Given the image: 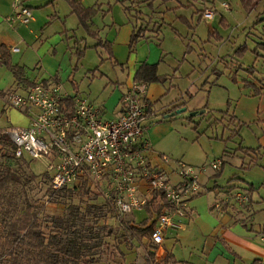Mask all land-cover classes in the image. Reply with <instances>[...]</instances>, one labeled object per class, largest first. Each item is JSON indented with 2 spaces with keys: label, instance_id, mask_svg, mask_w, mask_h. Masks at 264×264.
I'll use <instances>...</instances> for the list:
<instances>
[{
  "label": "rangeland",
  "instance_id": "374dc122",
  "mask_svg": "<svg viewBox=\"0 0 264 264\" xmlns=\"http://www.w3.org/2000/svg\"><path fill=\"white\" fill-rule=\"evenodd\" d=\"M50 1L53 3L45 6L47 10L33 8V12L40 11V17L49 13L48 19L44 21L42 29H35L36 38L30 33L27 37L30 41L20 46L22 52L16 53L15 58H23L33 70L37 61L34 63L35 56L32 51H37L41 42L51 40L55 44L52 48L57 47L61 56L67 49V58H64L65 55L63 57L65 61L61 58L64 67L70 63L68 55L76 51V48L69 50L70 47L72 49L75 44L78 48L83 47L85 51L83 55H79L80 58L75 52L70 55L73 57V69L78 65L75 78L80 83L79 88L83 94L97 103H105L109 115L117 105L121 93L128 88L134 77L132 60L143 58L142 60L147 59L149 62H159V73L170 76V79L164 82L165 86L159 82L162 91L172 89V92L166 98L162 97L156 105L157 109L161 111L167 101L178 99L185 102L181 108L185 107L186 111L170 118L173 130L165 137L162 149L158 151L184 162L194 171L206 167L200 175L202 191L206 189L205 183L212 191L204 196L199 195L201 191L194 197L201 213L206 209L210 214L208 199L212 202L216 198L217 191L213 188L218 187L217 184L225 187L229 183L244 187L254 184L252 198L256 212L248 222L255 226V230L264 226V0L250 11L242 6L241 0H216V6L213 4L214 0H182L183 3L190 2L187 9L158 0L155 5L167 6L170 15L176 16L172 22L173 26L169 23L162 24V13L154 12L152 8L155 0H152V7L142 8L144 16L140 18L134 16V9L140 7L132 6L134 9L130 13L127 11L130 0H81L83 6L97 9V14L93 17H96L94 27L91 28V22L88 23L89 27L99 34L103 43L109 40L113 42L109 41L113 44L112 47H116L115 56H110L103 45L97 46L98 40L80 23L68 0H26V3L34 6L39 2L45 5ZM223 2H228L230 8H223ZM2 3L3 0H0V10H3ZM13 3L15 4V0H12ZM194 9L200 10L199 13L195 11L194 14ZM208 10L214 11L215 16L207 21L198 23L196 19H190L189 23H185L177 19L178 13H184L188 17L194 14L203 19ZM52 14L58 17L53 18ZM221 16H226V21L221 22ZM128 22L136 28L143 25L152 30L156 26V32L153 34L157 35L159 40L153 37L152 41L139 43L136 50L131 52L127 43L129 35L125 31L129 29ZM103 27L106 28L102 30ZM120 27L123 30L116 42ZM110 32L111 37L107 40ZM123 36H126L125 41L121 40ZM50 53L53 54L52 51ZM5 69H0V132L22 127L27 120L23 112L9 105V97L15 93L11 87L14 77ZM36 71L38 72V69ZM247 83H255L258 88L261 87L263 95L256 94L255 86ZM18 91L22 93L23 88ZM240 146L245 148L239 149ZM7 147L0 144V162L6 161L2 154L8 150ZM247 147L256 148V154L247 153ZM25 159L27 162L18 160V163L12 161L11 164L27 176L36 174L39 178L41 174L48 172L49 162L46 158L35 159L26 155ZM219 161L222 162L220 169H213V163ZM38 178L28 185L12 186L7 192L0 194V204L9 210L11 215L18 216L23 214L25 202L28 201L39 207L40 217H44L67 215L71 205L79 206L82 213L87 205L94 201L90 199L92 195L84 191H77L79 194L61 200H52L47 194L48 184L40 182ZM248 193L250 194L249 190ZM101 201L102 197L99 199V202ZM232 202L236 203L233 200ZM251 202L250 197L246 202H242L243 208L248 210ZM219 204L220 208L215 209L217 208L216 212L221 216L226 206L222 202ZM210 215L214 220L215 215ZM76 218L79 219L80 226L82 221L79 215ZM121 219L108 216L107 223L114 228L115 234L105 238L108 244L101 248L99 257L95 256L100 259L96 264H175L171 259H166V248L165 253L159 257L150 254L154 249L152 241L145 238L140 241L131 232L124 231ZM85 220L91 225L94 222L102 225L104 222V219L99 220L93 217V214ZM212 224L213 222L206 220L199 228L209 233ZM45 231L49 233V229ZM123 234L126 235L122 236ZM168 234L165 239L171 238ZM259 237L260 234L258 239H252L260 243ZM191 240L198 244L201 238L199 235H193ZM165 244L170 245L168 247L172 248L178 259L200 262L201 257L196 245L189 247L178 244L173 247L171 240H166ZM261 246L264 247L262 244Z\"/></svg>",
  "mask_w": 264,
  "mask_h": 264
},
{
  "label": "built area",
  "instance_id": "2783aa9c",
  "mask_svg": "<svg viewBox=\"0 0 264 264\" xmlns=\"http://www.w3.org/2000/svg\"><path fill=\"white\" fill-rule=\"evenodd\" d=\"M224 6L229 8L228 3ZM214 16L212 10L204 13L206 20ZM7 20L28 25L33 10L16 0ZM147 87V83L133 79L120 98L117 116L107 117L103 106L81 94L70 95L61 83L35 82L22 93H12L8 100L10 107L28 117V126L6 133L17 158L28 155L48 160L53 188L92 186L119 218L136 212L147 214L154 192L162 190L175 209H164L151 217L155 223L151 240L159 257L165 253L166 235L180 226L191 199L202 191L200 175L206 167L194 171L176 160L175 180L161 164H171L170 156L159 154V161H152L154 149L145 126L150 102ZM150 114L155 115V111ZM221 164L215 162L212 168L220 169ZM234 198L238 203L249 199L241 192Z\"/></svg>",
  "mask_w": 264,
  "mask_h": 264
},
{
  "label": "trees",
  "instance_id": "16d2710c",
  "mask_svg": "<svg viewBox=\"0 0 264 264\" xmlns=\"http://www.w3.org/2000/svg\"><path fill=\"white\" fill-rule=\"evenodd\" d=\"M72 7V12L76 13L79 17L81 24L86 27L91 36H94L98 40L97 46L103 45L109 51L110 56H114L112 44L109 41L103 43L99 34L94 32L89 27V22L97 14L95 7L83 6L80 0H68ZM124 1V0H122ZM127 1V0H126ZM165 3L169 1L178 2V6L182 9H187L190 2L183 3L182 0H162ZM262 0H241L242 6L249 11L254 9ZM131 4L128 5V12L130 13L134 8L132 6L140 7L141 5H147L152 7V0H130ZM195 5V3L192 2ZM29 6V5H28ZM127 9V7H126ZM197 9V8H196ZM196 9L193 10L194 14ZM134 16L140 18L144 16V11L141 9H134ZM178 9H176L177 11ZM202 10V9H201ZM197 10L196 13H199ZM194 14L190 17L184 13H178L177 19L185 23H189L190 19L193 20ZM147 19V17H144ZM200 16L196 19L198 22ZM226 21L224 17L221 18V22ZM173 26V24H170ZM155 27L151 30L147 26L146 28L141 25L134 29L130 42L129 49L131 52L135 51L137 45L142 39L150 37L146 33L156 32ZM177 32V31H176ZM78 42V40L76 41ZM111 44V45H110ZM264 44V43H262ZM73 48H76L75 53L83 55L85 49L78 48L75 44ZM80 58V57H79ZM0 64L5 65L18 80H24L25 69L24 66L18 64H12L10 59V52L5 45H0ZM251 67H249L250 69ZM78 69V65H75L74 70ZM216 72V70H215ZM220 71H218L219 73ZM134 79L145 83L152 82H166L170 79L168 74L159 73V63L142 62L138 66L135 72ZM28 85L34 83L28 82ZM255 86L256 94H262V88H258L255 83H247ZM172 108L166 111L171 113L182 106L185 102H173ZM153 111L152 103L149 102V107L146 110L147 113ZM176 116V115H175ZM175 116H171L173 118ZM0 144H5L8 150L3 152V156L6 161L0 162V194L7 192L12 186L28 185L32 180H36L38 176L31 174L29 176L21 172L20 169L15 168L12 161H26L25 158H17L14 154V143L10 139L6 132H0ZM245 147L240 146L239 149ZM247 153H256V148L247 147ZM24 173V175L20 174ZM40 182L48 184L47 194L52 200H61L68 196H75L79 194V191H84L87 194H91V200L93 203L87 205L86 210L80 213V207L71 205L70 212L65 215H52L40 217L39 207L34 206L32 203L26 201L24 212L21 215L13 216L10 211L6 209L3 204H0V226L2 231L0 232V264H96L99 263V256L102 253V249L108 243L105 238L115 234L114 228L107 223L109 215L116 216L115 210L104 200L99 202L101 197L94 187L84 184L75 188H61L55 189L51 184V176L49 173H43L38 178ZM78 191V192H77ZM160 197V198H159ZM97 201V202H96ZM221 206V204H217ZM216 205V206H217ZM35 209V210H34ZM164 209L174 211V206L165 197L162 190H156L153 198L148 202L146 209L147 216L144 219H137L135 214H129L124 218H120L123 225V230L131 232L132 235L140 241L142 239L151 240L152 233L155 229V223L151 221L153 213L160 214ZM101 220L104 219L102 225H98L94 222L92 225L87 223L85 218L89 215ZM79 215L82 223L78 225ZM105 217V218H104ZM49 229V233L45 230ZM117 234V233H116ZM123 234L122 236H125ZM143 241V240H142ZM152 241V240H151ZM152 243V242H151ZM152 245H154L152 243ZM155 248V246H154ZM150 254H155L154 249L150 251ZM98 256V257H95ZM165 257L167 260L171 259L175 264H188L186 261L175 259L172 253L166 252ZM162 258V257H161ZM163 259V258H162ZM251 264H264L261 259H255Z\"/></svg>",
  "mask_w": 264,
  "mask_h": 264
},
{
  "label": "crops",
  "instance_id": "0c3cea01",
  "mask_svg": "<svg viewBox=\"0 0 264 264\" xmlns=\"http://www.w3.org/2000/svg\"><path fill=\"white\" fill-rule=\"evenodd\" d=\"M22 1L26 3V0H22ZM157 1L158 0L154 1V6L152 7L154 9V12L162 13L161 17L164 18L162 24L164 23L171 24L175 20L176 16L173 17L172 15H170L168 11L169 8L167 6L164 7L163 5L162 6L155 5V2ZM213 2H214L213 4L216 6V0H214ZM51 3L53 2L50 1L44 5L43 3L39 2V4H34V6L29 5L27 3L26 4L29 5V7H31L32 10L35 7V8L41 9L40 11H42V10H47L45 6L50 5ZM167 3H170V4L173 3L174 6L178 7V2L169 1ZM224 3H228V2H223L222 7L225 9H229L230 5H229V8H226L224 6ZM2 4H3V10H0V45H5L7 49L9 50L10 59H11L12 64H18V65L24 66V69H25V77H24L25 81H23V80H18L5 65L0 64V69H5L6 67L5 70L8 69L14 77V80L11 86L13 87L12 90H15V92H19L18 89L23 88V92L26 91V89L30 87L27 81L31 83H35V82H45L48 84L61 83L64 86L65 90L70 95L73 96L76 94H81L89 98V96L83 94L80 91V88H79L80 83L75 78L76 70L73 69V65H72L73 57L72 56L70 57L71 53L73 54L75 51L71 52L70 55H68L70 63L69 65L67 64L64 67H63L62 61L64 58H67L66 57L67 49L64 51L63 56H61L57 47L52 48L53 45L55 44H53L51 40L41 42L39 47L37 48V51L36 50L32 51V53L35 56L34 63L37 61L36 66L33 68V70H31L30 64L28 62H25L22 60L23 58L20 57L19 60L18 58L17 59L15 58L16 53L22 52L20 46L21 45L23 46L25 43L28 44V42L30 41L27 38L30 35V33L31 35H33L34 38H36V35L34 36L35 29H38V28L42 29V25L44 21L48 19L49 13H47L48 15L40 17L38 15L40 11L33 12V20L28 25H24V27L21 28L20 26H22V24H17V23L11 24L7 20V17L12 13L13 8H14L13 6L14 3L12 4V0H10L9 2L6 0H3ZM144 6L147 7V5H141L139 9H142ZM51 16L53 18L58 17V15L56 14H52ZM222 17L224 16H221V18ZM95 18L90 21L91 28L94 27ZM197 18L198 17L194 15L193 20ZM224 18L227 19L226 16ZM200 21H207L204 18V15H203V19L201 18L198 21V23ZM128 24H129L128 25L129 29H125V31H127V34L129 35L128 42H127L129 44L130 38L135 29V26L133 24H130V22H128ZM105 28L106 27H103L101 29L103 30ZM110 28L112 29V27ZM122 30H123L122 27H120L119 31H117L116 42L118 41V37L122 33ZM114 31H111V32L114 33ZM111 32L109 33V36L106 37L107 40H109V38L111 37ZM153 33L154 32L146 33L148 36H150L148 40L142 39L139 43L152 41L153 37L159 40V37L157 35H154ZM123 39L125 41L126 36H123L121 38L122 41ZM33 43L36 44L35 42ZM14 47H18L19 51H14L13 50ZM112 49H113V54L115 56L116 47L114 46L112 47ZM69 50H74V49H71L70 47ZM50 51H52L53 54H51ZM38 58H40L39 61H38ZM142 59L143 58L135 59L134 61L132 60V67H133V72H134L133 76H135L136 69L138 68L140 63L142 62L157 63V62H149L147 59L145 60H142ZM36 69H38V72L36 71ZM133 79L134 77L132 78V80ZM163 85L165 86V83H163ZM147 86H148L147 87L148 96L152 103V108L155 111V115H151L149 112L146 117V120H145V126L147 127L146 136L149 138L152 144V147L154 149V153L151 155L152 161L158 162L159 154H164L163 152H159L158 149H162L163 140L173 130V127L171 126L170 117L166 118V114H169V113H166V111L172 108L171 103L183 102V101H180L178 99L169 100L163 105V108L161 109V111H159L156 106L157 103H159L162 97L166 98L167 95L169 96L172 92V89L166 92H163L162 86L160 85L159 82L147 83ZM125 90L126 89L123 90V92L121 93V96ZM89 99L92 100L91 98ZM92 101L96 102L95 100H92ZM119 103H120V99L117 105L115 106V108L110 112V115H109V112L104 102L98 103V104H100L101 106L105 108V113L107 117H115L117 116L120 110ZM26 119L27 120L24 122L22 127L28 126L29 119L27 116H26ZM175 161L176 160L173 159V162L171 164H164L163 162H161V164L165 166L166 170L170 172L171 176H173V179L176 180L177 178L175 174L176 173ZM172 165H174V167H172ZM205 184H206L205 185L206 189L203 190L199 195L203 194L204 196L205 194H208L210 191H212V188L207 183ZM216 186L218 187L213 188L215 189V191H217V193L215 194L216 198L212 200V202H210V200L208 199V209L210 211V214H212L213 216L215 215L214 220H213V217L207 213L206 209H203V213L198 211V203L197 201H194L195 199L193 197L191 201H193L194 203H191L190 201L191 206L189 203V209H188L187 216L181 219L180 226L178 228L173 229L168 234L169 235L168 237L171 236V238L165 239V242L166 240H171L173 242V247L175 245L177 246L178 244H185V245H188L189 247L192 244L196 245V247H198L197 252L200 254V257H201L200 262L193 263L185 259L183 260L178 259L175 256L172 248L168 247L170 245L166 246V244L164 243L166 250H168L169 253H172L175 259L186 261L188 264H251L257 258L264 261V247L261 246V244L264 246V241H263L264 226L260 227L259 230H255V226L252 223L248 222L249 218L253 217V215L256 212L253 208V198H252V191L255 188V185L252 184V185H249V187L248 186L244 187L236 183H229L226 187L219 186L218 184ZM246 188L250 191V194L248 193V190ZM238 192H241V193L244 192L243 194L245 196H247L246 194L249 195L252 202L248 210L243 208L244 205L242 203H238L233 196H229V195L236 194ZM219 194H222V195H219ZM232 200L235 201L236 203L234 204ZM220 202H222V204L223 205L225 204L224 206H226L224 210L225 212L221 216L216 212L217 208L215 209V207H217L215 206V203L217 205ZM199 206L201 205L199 204ZM233 207H236L237 209L234 210ZM135 215L137 219H144L147 216V214L144 212H136ZM219 217H222V218L220 219ZM206 220L209 221V223L213 222L212 230H210L209 232L210 234L205 233L203 230H200L199 228L201 227L202 222ZM259 234L261 235V237H259L260 243L252 239L255 237L256 239H258ZM193 235L200 236L201 238L200 243L196 244L194 240H191Z\"/></svg>",
  "mask_w": 264,
  "mask_h": 264
},
{
  "label": "water",
  "instance_id": "95a60500",
  "mask_svg": "<svg viewBox=\"0 0 264 264\" xmlns=\"http://www.w3.org/2000/svg\"><path fill=\"white\" fill-rule=\"evenodd\" d=\"M185 111H186V108L185 107L179 108V109H177V110H175V111H173V112H171L169 114H166V118H169L171 116H175V115L180 114V113H183Z\"/></svg>",
  "mask_w": 264,
  "mask_h": 264
}]
</instances>
